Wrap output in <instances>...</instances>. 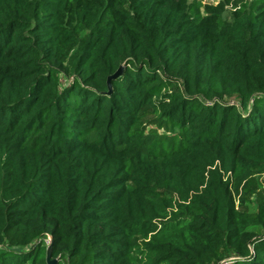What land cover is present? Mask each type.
Segmentation results:
<instances>
[{
    "label": "trees",
    "instance_id": "trees-1",
    "mask_svg": "<svg viewBox=\"0 0 264 264\" xmlns=\"http://www.w3.org/2000/svg\"><path fill=\"white\" fill-rule=\"evenodd\" d=\"M207 1L0 0V264H264V0Z\"/></svg>",
    "mask_w": 264,
    "mask_h": 264
},
{
    "label": "water",
    "instance_id": "water-1",
    "mask_svg": "<svg viewBox=\"0 0 264 264\" xmlns=\"http://www.w3.org/2000/svg\"><path fill=\"white\" fill-rule=\"evenodd\" d=\"M124 67L121 66L119 68V70H117L113 75H111L109 78H108V83H109V87H110V91H111V81L112 80H115V79H118L122 76L123 72H124ZM51 240V244L48 246V249H47V263L48 264H58V260L57 259H52V252H53V245H52V238H50Z\"/></svg>",
    "mask_w": 264,
    "mask_h": 264
},
{
    "label": "rangeland",
    "instance_id": "rangeland-1",
    "mask_svg": "<svg viewBox=\"0 0 264 264\" xmlns=\"http://www.w3.org/2000/svg\"><path fill=\"white\" fill-rule=\"evenodd\" d=\"M219 1H221V0H208L207 2L217 5ZM262 181H264V177H262Z\"/></svg>",
    "mask_w": 264,
    "mask_h": 264
},
{
    "label": "built area",
    "instance_id": "built-area-1",
    "mask_svg": "<svg viewBox=\"0 0 264 264\" xmlns=\"http://www.w3.org/2000/svg\"><path fill=\"white\" fill-rule=\"evenodd\" d=\"M48 242V241H47ZM48 244H49V242H48ZM222 264H227L226 262H224V263H222Z\"/></svg>",
    "mask_w": 264,
    "mask_h": 264
}]
</instances>
